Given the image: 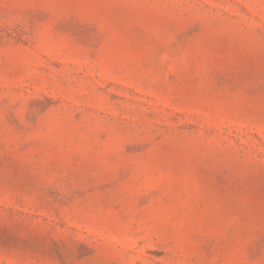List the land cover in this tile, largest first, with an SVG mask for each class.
<instances>
[{
  "label": "rangeland",
  "instance_id": "obj_1",
  "mask_svg": "<svg viewBox=\"0 0 264 264\" xmlns=\"http://www.w3.org/2000/svg\"><path fill=\"white\" fill-rule=\"evenodd\" d=\"M0 264H264V0H0Z\"/></svg>",
  "mask_w": 264,
  "mask_h": 264
}]
</instances>
